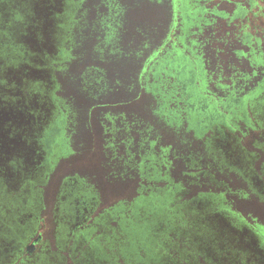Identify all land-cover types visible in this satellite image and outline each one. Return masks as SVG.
I'll list each match as a JSON object with an SVG mask.
<instances>
[{"label": "flooded vegetation", "instance_id": "1", "mask_svg": "<svg viewBox=\"0 0 264 264\" xmlns=\"http://www.w3.org/2000/svg\"><path fill=\"white\" fill-rule=\"evenodd\" d=\"M186 1L185 7V0H0V264L128 259L131 204L125 193L121 202H107L88 220L90 200L101 201L102 193L87 185L91 179L55 176L81 152L93 153L98 169L121 165L112 160L120 135L114 128L122 121L125 133L129 102L142 110L146 95L160 102L170 91L182 99L176 82L184 69L190 76L183 92L190 100L179 102L190 109L184 125L200 136L208 128L202 123L213 124L217 106L193 85L194 41L222 11L235 14L236 6L228 0ZM222 102L230 107L235 100ZM116 103H123L121 110H115ZM215 130L205 138L219 149L220 166L234 175L211 176L194 194L170 177L171 191L156 192L170 197L173 213L165 217L166 208L159 210L158 225L172 227L182 239L165 240L162 227H156L150 246L158 264H264V168L255 175L229 155ZM154 154L151 162L143 155V167L159 166ZM137 196L135 205L143 206L150 195ZM47 218L43 242L39 228ZM142 223L137 227L144 235ZM164 250L172 256L164 258Z\"/></svg>", "mask_w": 264, "mask_h": 264}, {"label": "trees", "instance_id": "2", "mask_svg": "<svg viewBox=\"0 0 264 264\" xmlns=\"http://www.w3.org/2000/svg\"><path fill=\"white\" fill-rule=\"evenodd\" d=\"M228 1L236 6L235 14L230 16L222 11L220 20L213 19L209 22L210 29L200 32L198 38L201 40L194 41L197 48L192 53V66L195 67L193 85L197 83L199 93L208 100H213L211 103L217 106L216 110H213L210 102H206L210 104L209 108L214 114L211 121L213 124L205 123V126H208L207 131L200 136L184 125L190 113L186 103L182 107L179 103L181 100H190L183 93L189 88L185 79L190 77L189 72L184 69L183 77H179L180 81L176 82V92L182 95V99L177 100L176 95L169 91L175 96L174 99L169 100V93H162L160 102L146 95L142 110L138 109L137 102H129V117L124 123L125 133L122 132L123 122L120 121L122 126L114 128V131L120 134L116 136L119 140L115 141L116 147L115 143L111 144L115 147L112 160L120 162L121 165L107 163L103 168H99L97 174L93 173L90 177L93 182L87 185L93 190H103L107 186L108 190L118 193L119 196H113L112 201L108 202H121L122 192L131 204L130 256L127 260L123 259L114 264H158L154 259L155 248L150 246V242L155 239L156 227H162L160 233L165 236V240L176 237L182 240L179 233L174 235L172 227L159 226L157 222L159 210L166 208L162 211L165 217L173 214L170 210V197L166 194L159 198L156 193L158 190H164L165 193L171 191L170 185H173V181L170 177H178L179 187L194 194L200 191L203 185L208 184L211 176L234 175L232 170L220 166V159L216 154L219 149H212L208 138H205L209 131L218 129L221 133L218 144L228 146L231 150L227 153L248 165L255 175H260L259 170L264 168V4L258 7L256 12L249 14L250 7H256L258 0ZM182 60L177 63L184 65ZM228 97L235 100L230 107L222 102V98ZM135 100L137 101L138 97ZM122 105L123 103H116L113 107L118 111ZM173 115L178 118L173 120ZM221 122L226 125L220 126ZM124 145L130 147V150L123 152ZM154 153L160 158L159 166L150 163L149 166L143 167V155L151 162ZM156 175H163L164 178H156ZM142 192L150 196H147L143 206H136L137 194ZM90 201L93 205L89 207L91 209L88 220L92 218V214L107 207V203L103 201ZM142 220L145 224V231L142 228L144 235L141 233V227H137L139 224L143 227ZM118 233L116 236L121 239V232ZM143 238L148 241L147 244L143 243ZM149 249L151 250L148 251ZM163 255L164 258L172 256L171 251L165 250ZM92 259L94 261H90L91 264H102L101 261ZM69 264L73 262L69 260Z\"/></svg>", "mask_w": 264, "mask_h": 264}, {"label": "rangeland", "instance_id": "3", "mask_svg": "<svg viewBox=\"0 0 264 264\" xmlns=\"http://www.w3.org/2000/svg\"><path fill=\"white\" fill-rule=\"evenodd\" d=\"M263 4H264V0H258L257 6L256 7L254 6L253 8H251L249 14L256 12L257 8L262 6ZM180 5H181V3L178 2V12H179L178 15L179 16L181 15L180 10H183ZM187 5L189 6V3L185 0V2L183 3V6L186 7ZM162 67H163L164 72L167 71V70H165L167 65H163ZM202 124L204 125L205 123H202ZM92 154L93 153H91V152L90 153L89 152H86V153L81 152V154L78 155V157H76L74 159V161H73V163H71V165L67 164L66 166L61 167L60 172L58 171V173L56 174L55 177L59 178V176H67V175L72 174V175H77L80 178H84V179L86 178V179L90 180L91 179L90 177L93 175V173L97 174L99 172L98 167H96L94 165V161H96V160H95V157L92 156ZM53 181H54V179H53ZM50 186H51L50 187V193H51L53 191V187H52V185H50ZM47 190L48 189H46V191ZM99 191H102L101 192L102 193V195H101L102 200L101 201H103L105 203H107L108 200H111L114 196V192L111 191L110 189L108 190L107 186H105L103 188V190H99ZM121 195H122V192H121ZM47 200H48V203L50 204L52 201V197L49 196V198ZM45 221L46 222L42 223L40 225V228H39V232L43 236V242H45V240L47 239L48 234H49V228H50V223H48L49 222L48 218Z\"/></svg>", "mask_w": 264, "mask_h": 264}]
</instances>
